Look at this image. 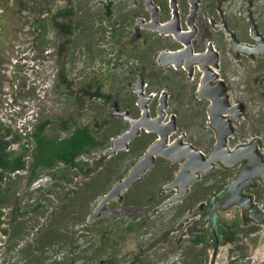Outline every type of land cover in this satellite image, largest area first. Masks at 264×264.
<instances>
[{
  "label": "rangeland",
  "instance_id": "obj_1",
  "mask_svg": "<svg viewBox=\"0 0 264 264\" xmlns=\"http://www.w3.org/2000/svg\"><path fill=\"white\" fill-rule=\"evenodd\" d=\"M219 1L237 19L247 5V0ZM254 1L256 12L262 18L264 0ZM4 7L8 13L3 28L5 33L0 38V127L12 128L24 135L36 126L39 117L47 115L78 118L81 125L101 123L102 119L110 118L114 111L110 105L84 97V116L79 117L81 99L68 94L64 87L57 86L59 72L64 66L66 78L78 86L99 80L105 93L116 96L123 90L128 91L131 87L129 81L139 79L134 74L135 68H142V64L138 63L141 54L134 50L128 39L134 32L136 14L145 11L143 0H9ZM60 12L70 15V18L58 22L68 24L73 31L66 46L63 45L67 39L53 26V16ZM112 33L116 37L111 36ZM136 45L140 47L141 43ZM62 46L63 55L60 54ZM101 137L107 148L93 151L89 158L83 156L79 159L90 163L100 161L98 172L103 171L108 161L105 154L117 136L106 130ZM25 143L14 144L11 150L20 151ZM137 160L134 154H129L110 173L109 180L104 184V193L91 204L85 222L74 217L63 222L67 237L76 233L74 240H77L79 250L74 257L69 247L55 242L45 249L46 264L55 261L63 264L70 262L68 259L71 258L77 259L75 264L99 263L93 256L103 242L101 233L105 230L110 233L113 247H105L102 258L113 255L118 264H193L196 261L197 264H211L213 245L202 259L200 252L204 248L193 247L189 239L174 238L178 236L175 234L168 240L170 222L176 220L175 227L179 222L176 217L180 212L174 206L157 214L152 206L125 205V200L114 202L101 219L91 226L87 224L95 205L119 180L116 176L124 178ZM24 177L12 189L26 209L41 196L32 194L33 187L29 189L27 185L28 175ZM50 177L48 172H43L39 178L40 185L50 187L53 184ZM260 208L264 210L263 201ZM241 212L235 207L221 213L229 223L237 221L242 232L236 235L235 244L220 247L215 264H264V226L243 222ZM4 213L5 219L10 217V210ZM34 217L33 214L28 215L23 221ZM251 227H257V231L250 232ZM39 229L31 225L27 233L12 242L10 237L0 234V264H29L25 251L30 245L37 246L41 233Z\"/></svg>",
  "mask_w": 264,
  "mask_h": 264
},
{
  "label": "flooded vegetation",
  "instance_id": "obj_2",
  "mask_svg": "<svg viewBox=\"0 0 264 264\" xmlns=\"http://www.w3.org/2000/svg\"><path fill=\"white\" fill-rule=\"evenodd\" d=\"M6 1L9 0H1L0 38H3L5 33L3 28L8 13L4 7ZM197 1L175 0L182 33L180 36L182 39H178L172 34L165 35L147 28L153 21V14L148 10L146 0H143L145 11L143 14H136L134 32L132 38L128 39L134 50L137 49L141 54L138 63L142 64V68L139 70L135 68L134 72L139 79L129 81L130 89L116 94L118 99L112 101L110 106L115 111L114 103H117L122 112L128 111L136 120L142 119L144 113L140 105L141 94L137 91L142 87L143 94L151 98L147 107L152 121L161 116L159 109L162 105H166L163 109L165 116L162 124L169 125L173 118L176 119L177 130L170 136L168 146H174L182 138L184 145L192 146L207 159L219 143L218 132L213 126L212 109L216 104L217 110H225L222 116L229 124L224 126V129L230 128L227 147L232 154L240 149H247L243 153L244 159L234 168H227L218 162L213 170L201 173L200 180L191 187L190 191V194L198 191L195 207L183 217L179 213L176 217L179 220L176 227L173 224L177 221L173 220L167 230L168 240L171 235L176 234L178 236L174 238H187L193 244V239L198 236L204 237L206 243L214 246L215 252L217 243L219 249L224 245L232 244L230 238L234 241L236 235L242 232L235 234L231 228L234 221L229 223L224 219L221 215L223 211L237 207L242 211L243 222L253 224L252 226H264V210L260 208V202H264L262 176L253 175L250 180L245 181L246 185L236 194L240 202L227 209L224 208L234 194V191L227 194V187L234 183L245 169L258 171L255 166L257 160L264 164V54L236 52L232 39L222 28L223 23H226L241 44L255 49L259 46V41L252 37L245 13L250 8L263 38L264 21L262 22L261 19L264 16L260 18L256 12L254 0H247V5L239 13L238 19L229 9H225L219 0ZM153 2L158 8L160 24L164 26L172 23L174 0H153ZM195 7H197L196 11H194ZM194 14L195 31L190 24ZM193 33L194 35L189 37ZM111 36H114L113 33ZM134 41L141 43L140 47H137V42ZM163 52L180 54L181 66L177 67L176 64L163 66L161 62ZM165 59L168 60L166 57ZM224 100L225 104L218 107V104ZM241 111L242 114L238 115L237 112ZM113 113L110 118H118L124 125L117 136L119 137L127 132L131 125L123 117L113 116ZM146 135H150L146 139L147 143L137 149V152L131 153L139 160L149 147L160 140L158 133L146 132L143 129L141 135L131 143L130 150L120 153L131 152L137 140L144 139ZM160 159L177 168L173 179L164 183L158 190V195L164 198V202L179 192L177 189H171L163 193L162 188L176 178L183 163L174 164L166 158L158 157L152 169L157 166ZM183 203L172 206L177 210L176 206ZM200 205L204 208L199 216L180 228L182 219ZM160 206L154 208L157 214L160 212ZM212 211L214 224L211 221ZM238 228L240 230V225ZM256 231L257 227L250 228V232ZM203 244L198 247H203ZM102 261L107 264L106 259Z\"/></svg>",
  "mask_w": 264,
  "mask_h": 264
},
{
  "label": "trees",
  "instance_id": "obj_3",
  "mask_svg": "<svg viewBox=\"0 0 264 264\" xmlns=\"http://www.w3.org/2000/svg\"><path fill=\"white\" fill-rule=\"evenodd\" d=\"M68 18L70 15L63 12L53 16V26L63 38L67 39L63 46L68 45V38L70 39L73 35V31L68 24L60 23L58 20H67ZM63 50L64 47L61 48V55H63ZM57 86L59 88L64 87L68 94L81 99L79 117L84 116L85 101L82 100V97L90 100H102L108 106L112 101L118 99L115 95L105 93L103 91L104 85L99 80L78 86L77 83L66 78L64 66L59 72ZM78 120V118L59 117L57 115L39 117L36 126L25 136L18 134L12 128L0 127V234L10 237L12 242L17 241V238H21L27 233L29 226L40 228L41 233L37 240V246L30 245L25 251L29 264H46L45 249L55 242H61L69 247L74 257L79 250L78 245H76L77 240H74L76 233L74 236L67 237L62 227L63 222L72 217L85 222L91 210V204L97 196L104 193L106 187L104 184L109 180L110 173L117 169L124 157L137 152V149L144 146L147 143L146 139L150 137V135H146L144 139H138V142L132 146L131 152L120 153L108 159L103 171L98 172L100 161L90 163L79 159L83 156L89 158L95 150L106 149L107 144L101 137L102 133L110 130L116 137L124 125L121 123L122 120L118 118H104L101 123L96 122L87 125H81ZM11 136L12 138L8 140ZM24 140L26 143L20 151L11 150L14 144ZM28 156H30V160L27 161ZM176 170V167H171L168 162L160 159L157 166L128 191L124 204L138 207L145 205L153 208L160 206L164 198L159 197L158 190L160 187L158 188V186H162L173 179ZM18 171L27 173L13 176ZM43 172L49 173L53 184L50 187L40 185L38 188H33L32 194L38 193L41 198L25 209L22 207V201L16 193H13L12 187H15L19 179H24L26 178L24 176L28 175L27 185L31 189ZM116 177L122 178L121 176ZM197 192L190 194L182 205L176 206L181 217L195 207ZM6 210H10V217L5 219L4 212ZM31 214L35 217L23 221L24 217ZM238 227L239 223L237 222L231 226L235 234L240 231ZM101 234L103 242L93 256L98 262L103 260L105 247H113L110 233L105 230ZM230 241L232 244L236 243L232 238ZM201 243H204V250L200 252L203 259L206 257L207 249L210 248L206 239L198 236L193 239L192 246L198 247ZM84 252L87 251L84 250ZM68 260L70 262L63 264H75L74 262H77V259L73 258ZM106 261L107 264H118L113 255L109 256ZM197 263L196 261L193 264ZM51 264L62 263L55 261Z\"/></svg>",
  "mask_w": 264,
  "mask_h": 264
},
{
  "label": "water",
  "instance_id": "obj_4",
  "mask_svg": "<svg viewBox=\"0 0 264 264\" xmlns=\"http://www.w3.org/2000/svg\"><path fill=\"white\" fill-rule=\"evenodd\" d=\"M195 2H198L195 0ZM146 5L149 11L153 14V21L150 25H148V29L151 31H156L165 35H174L178 39H182L180 36L181 27H180V18L178 14V9L174 0L173 8H174V21L168 25H161L159 22V13L158 8L154 4L153 0H146ZM197 10L195 7L194 11ZM1 0H0V12H1ZM245 17L248 19L249 26L251 28L252 37L259 41V46L255 49L249 48L246 45H243L239 42L236 35L229 30L226 23H223L222 28H224L227 36L232 39V43L234 45L235 51H242L245 53L255 52L258 55L264 54V38L259 33L255 18L251 13L250 8L247 13H245ZM195 14L194 17L191 18V27L192 29H196L194 26L195 22ZM195 31V30H194ZM191 34L189 37L193 36ZM191 49V48H190ZM168 52H163L161 54V58L163 61V66H169L172 64H176L177 67H180L179 63V55L180 54H167ZM165 57L168 59L166 60ZM142 85V84H141ZM138 93L141 94L140 105L143 109L144 116L140 120H136L133 118L128 111L122 112L117 103H114L115 111L113 116L123 117L125 121L129 122L131 127L125 132L123 135L117 137L113 141L112 147L106 152L105 159H110L112 157L117 156L120 152H128L130 150L131 143L135 140V138L139 137L142 133V130L145 129L146 132L158 133L160 136V140H158L154 145L149 147L146 154L141 157L130 169L128 174L115 182L112 189L103 196V198L95 205L93 210L91 211L87 224L89 226L96 223L99 219L102 218L104 213L107 211L109 206L116 202L120 203L125 200V194L141 179H143L154 167L157 158L162 157L170 160L174 164H182L180 173L176 176V178L170 183L166 184L162 188V192L165 193L171 189H177L179 192L164 201L162 205L159 207V211L163 212L169 209L172 205L181 204L190 194L191 187L200 180L201 173L211 171L215 168L216 163L220 162L225 165L227 168L236 167L242 159H244V152L247 149H240L234 154H232L227 147V138L230 135V128L224 129V126L229 124L228 120L222 116L224 111L217 110V105L215 104L212 109V117H213V126L216 128L218 132V145L216 146L213 153L207 159L201 152L197 151L190 145H184L183 139L180 138L174 146L169 145L170 136L176 132L177 123L176 119L173 118V121L169 125H163L162 122L164 120V112L163 109L166 108V105H162L159 109L160 117L156 120L152 121L149 117L148 112V103L151 98L146 97L143 94L142 87L137 89ZM222 104H225V100L221 101L218 104L220 107ZM238 115L242 114L241 112H237ZM256 156V155H255ZM257 157V156H256ZM255 158V157H254ZM256 159V158H255ZM257 160V159H256ZM255 166L258 168L255 169H245L240 177L232 183L229 187H227V194L234 191L232 198L225 204L224 208L227 209L233 206L240 201L237 199L238 190L246 185L247 180H250L253 175H258L264 177V164L260 163L258 160L255 163ZM245 182V183H244ZM243 205V204H241ZM204 206L200 205L194 211L189 212L181 221L180 228L186 225L191 220L195 219L202 212ZM215 210V209H214ZM211 221L214 224V213H211ZM219 243H217L215 247V252L213 255V259L211 264H215L216 258L218 255ZM96 264H105V261H101Z\"/></svg>",
  "mask_w": 264,
  "mask_h": 264
},
{
  "label": "built area",
  "instance_id": "obj_5",
  "mask_svg": "<svg viewBox=\"0 0 264 264\" xmlns=\"http://www.w3.org/2000/svg\"><path fill=\"white\" fill-rule=\"evenodd\" d=\"M27 133V132H26ZM26 133L24 134V136L26 135ZM25 141V140H24ZM15 146V145H14ZM15 150V148H14ZM30 160V156L27 157V161ZM27 172H16L13 176H15L16 174H26ZM40 186V181H36L34 184H33V188H38Z\"/></svg>",
  "mask_w": 264,
  "mask_h": 264
},
{
  "label": "bare ground",
  "instance_id": "obj_6",
  "mask_svg": "<svg viewBox=\"0 0 264 264\" xmlns=\"http://www.w3.org/2000/svg\"><path fill=\"white\" fill-rule=\"evenodd\" d=\"M104 234H105V232H104ZM171 235V234H170ZM104 237V236H103Z\"/></svg>",
  "mask_w": 264,
  "mask_h": 264
}]
</instances>
